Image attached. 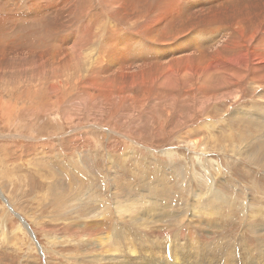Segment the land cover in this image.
Listing matches in <instances>:
<instances>
[{
	"label": "rangeland",
	"instance_id": "obj_1",
	"mask_svg": "<svg viewBox=\"0 0 264 264\" xmlns=\"http://www.w3.org/2000/svg\"><path fill=\"white\" fill-rule=\"evenodd\" d=\"M220 1L0 0V264L264 263V4ZM210 52L250 70L178 78Z\"/></svg>",
	"mask_w": 264,
	"mask_h": 264
},
{
	"label": "bare ground",
	"instance_id": "obj_2",
	"mask_svg": "<svg viewBox=\"0 0 264 264\" xmlns=\"http://www.w3.org/2000/svg\"><path fill=\"white\" fill-rule=\"evenodd\" d=\"M238 0H221L220 1V3H219V5H218V7H216V8H214L215 10H219V12H220V14H222V13H227L229 16H231L232 15V13H231V9H232V7L234 6V4L237 2ZM252 0H240V2H243L244 4L245 3H250ZM255 1H257L258 2V0H255ZM260 2H261V4H264V0H259ZM259 2V3H260ZM256 9V8H255ZM132 11H130V13H128L127 15H125V17L126 18H131L132 17V13H131ZM140 14H141V12L140 11H138V15L140 16ZM249 14H250V12H249ZM255 14H257L258 16H256L255 17V21H256V24H257V27H258V29H260V32H262V31H264V6L262 7V9H260L259 11H255ZM57 15H59V13L57 14ZM19 17V16H18ZM150 17V12L149 11H147V17H146V19H148ZM250 17H252V15L250 16ZM21 18V17H20ZM27 18V17H26ZM31 18V17H30ZM249 18V16H246L244 19H245V21H247V19ZM32 19V18H31ZM210 19V18H209ZM35 21V20H34ZM38 22V21H37ZM28 24V23H27ZM38 24V23H37ZM48 26H50L51 27V25H48ZM84 27V26H83ZM218 26L216 25V28L215 29H213V30H211V33H213V31H215V32H217L218 31V28H217ZM48 28V27H47ZM49 29V28H48ZM85 30V29H84ZM148 32H151V29H146ZM82 31V30H81ZM37 32V31H36ZM38 33V32H37ZM77 33V32H76ZM83 33L84 32H82V33H80L81 35H83ZM263 33V32H262ZM79 34V35H80ZM215 34V33H214ZM78 35V34H77ZM78 35V39L77 40H75V39H73V46L72 45H70V46H68V48L70 49V50H72V54L73 53H76L77 55H79V56H81V57H83L84 58V56L82 55V53H84V55L86 56V58H87V60H89L90 62H89V64H93L94 62H99V63H101V60H96V58H93V56H92V51H93V46H94V41H92L90 44H89V46H88V48H84V51H82V48L81 49H76L75 47H74V45H75V42L77 43V42H81V40L84 38V37H80ZM85 36V35H84ZM260 36V35H259ZM74 37V36H73ZM86 37V36H85ZM257 37H258V35H257ZM256 37V38H257ZM82 38V39H81ZM87 38V37H86ZM255 38V39H256ZM85 39V38H84ZM263 39H264V37H263ZM69 40V39H68ZM86 40V39H85ZM93 40V39H92ZM90 41V40H89ZM58 42V41H57ZM69 42V41H68ZM60 44L62 43V41L61 42H59ZM79 44V43H78ZM77 44V45H78ZM38 45V44H37ZM68 45V44H67ZM81 45H83V42H82V44L80 43L79 44V46H81ZM87 45V44H86ZM84 46H85V44H84ZM104 46V45H103ZM108 46V45H107ZM82 47V46H81ZM105 47V46H104ZM104 47H102V48H100L99 49V51L101 52V50L104 48ZM58 48V47H57ZM108 48V47H107ZM54 49H55V47H54ZM59 49V48H58ZM67 52H68V50H66ZM52 52V51H51ZM48 54V53H47ZM65 54H67L66 52H65ZM74 55V54H73ZM72 55V56H73ZM252 55H254V53H252V52H250V54H249V56L251 57ZM50 56V55H49ZM110 56H111V53L110 52H108V59L110 58ZM51 57V56H50ZM58 58V57H57ZM67 58V57H66ZM205 60V62H207L208 64H204V61H203V59ZM214 58V55H212L211 54V52L207 55V56H201V55H198V58H197V61H199V63H200V67L199 68H197V69H191V68H189V67H183V68H181L179 71H178V78L180 79V80H182V81H184L185 79H186V77L189 75V74H191L192 72H195L196 73V78H195V83H198L199 84V86L201 87V88H204V87H202V86H205L207 89H212V90H214L215 91V93H216V90L218 89V88H220V87H226L227 86V84L229 83V82H232V83H236V84H238L239 82H241V80L243 79V77H244V75H245V72H246V70H250L249 68H246L247 67V65L249 64V61H247L246 60V58L244 57V56H240V62H239V64H230V63H218V64H216V65H212V59ZM48 59V58H47ZM69 59V58H68ZM53 60V59H52ZM59 60H61V59H59ZM69 60H71V58L69 59ZM263 60H264V58H263ZM51 61V60H50ZM94 61V62H93ZM52 62V61H51ZM82 63L84 62V61H81ZM69 63V62H68ZM75 63V62H74ZM85 63V62H84ZM65 64V63H64ZM67 65V64H66ZM68 65H70V64H68ZM67 65V66H68ZM74 65V64H73ZM66 66V67H67ZM75 66V65H74ZM147 66H143L142 68H146ZM67 68H69V67H67ZM70 68H72V66H70ZM78 68H80V67H78ZM88 68V67H87ZM93 68V67H92ZM217 68H222V70H221V72L217 69ZM54 69V68H53ZM134 69V68H133ZM141 69V68H140ZM79 70V69H78ZM228 70V71H227ZM258 70H261L260 69V65L258 66ZM122 70H119V72H121ZM142 71V70H141ZM148 71V70H147ZM257 72V70L256 69H254L253 70V72H249V78L250 79H252L253 81H261V80H263L264 79V72H258V73H256ZM113 73H117L116 71H113ZM150 73V72H149ZM143 74V73H142ZM117 75H118V73H117ZM172 75H176V77H174V76H172ZM141 76V75H140ZM171 76H172V78H171ZM147 77V76H146ZM176 79V81L175 82H177L178 81V79H177V73H174V72H168V73H165V75H164V79H163V81L166 83V82H168V84H170L169 82L172 80V79ZM194 83V84H195ZM258 84H260V83H258ZM262 85V84H261ZM237 90V89H236ZM238 91V90H237ZM239 93H241V91H238ZM239 93H237V94H234L233 96H231V97H229L231 94H232V91H229V90H225L224 92H222V93H217V94H212V95H210L209 97L207 96V100L206 101H208V100H210L211 98H212V101L213 102H218V101H220V100H223L225 97H229V98H241V95L239 94ZM205 99H206V97H205ZM204 102V101H203ZM258 127L259 128H261L262 129V124L261 123H258ZM201 146V145H200ZM253 153H254V161L256 162V163H264V139H263V137H262V139L260 140V141H257V147H256V150H253ZM250 159V158H249ZM251 160V159H250ZM252 161V160H251ZM70 202V201H69ZM69 205V204H68ZM139 205V204H138ZM126 211H128V212H125L124 210H120V209H117V212L121 215L122 214V216L123 217H126L129 221H132V223L133 224H138V225H140L141 227H144V228H150L152 225V223L151 224H146L145 222H143V221H137V220H134L135 218H139L141 215H142V213L141 212H139L138 210H136V212H133V213H131L132 212V209H125ZM184 210H186V209H184ZM70 211V210H69ZM74 213V212H73ZM79 213V212H78ZM75 215V214H74ZM140 215V216H139ZM79 216V215H78ZM81 216V215H80ZM143 216V215H142ZM165 216V214L162 216V217H164ZM182 216V215H181ZM145 217V216H144ZM147 217V216H146ZM150 217V216H149ZM155 217V216H154ZM88 218V217H87ZM158 218H159V216H158ZM177 218H180V217H177ZM150 219H151V217H150ZM163 219V218H162ZM75 220V219H74ZM144 220H146V219H144ZM147 220H149L148 219V217H147ZM152 220H154L153 219V217H152ZM154 224V223H153ZM89 225V224H88ZM90 226V225H89ZM95 226V225H94ZM93 226V227H94ZM88 228V227H87ZM89 228H91V227H89ZM95 229V228H94ZM99 229V228H98ZM88 231V230H87ZM96 231V230H95ZM94 231V232H95ZM93 232V233H94ZM100 234V233H99ZM102 234V233H101ZM189 234V233H188ZM93 236V235H92ZM96 236V238L99 240H97L98 242H102V238H101V236H98V235H95ZM105 236V235H104ZM103 236V237H104ZM189 236H190V234H189ZM194 236V235H193ZM108 237V236H107ZM125 239H126V237H125ZM154 239H156L157 240V238L155 237V238H153V240ZM96 240V239H95ZM115 240V239H114ZM152 240V239H151ZM201 240V239H200ZM206 241V240H205ZM252 241V240H251ZM104 242H105V240H104ZM248 242H249V240H247V245H248ZM253 242V241H252ZM110 243V242H109ZM153 243H154V241H153ZM190 243V242H189ZM203 243H205V242H203ZM178 244H182V243H178ZM191 244V243H190ZM192 245V244H191ZM203 245V244H202ZM201 245V246H202ZM206 245H207V243H206ZM254 245V244H253ZM179 246V245H178ZM193 246V245H192ZM199 247V246H198ZM204 248L206 247V246H203ZM201 248V247H200ZM134 249V248H133ZM216 249V248H215ZM238 249V248H237ZM248 249V248H247ZM255 249H257V248H255ZM212 250V249H211ZM241 250V249H240ZM135 251V250H134ZM228 251V250H227ZM242 251V250H241ZM240 251V252H241ZM209 252V251H208ZM255 252V251H254ZM262 252V251H261ZM243 253V252H242ZM247 253V252H246ZM192 254V253H191ZM229 255H227V257H230V256H232V255H234L233 253H232V251H230L229 253H228ZM214 255V254H213ZM235 256V255H234ZM204 257V256H203ZM217 257V256H216ZM253 257V256H252ZM214 258V257H213ZM222 258V257H221ZM221 258H219V259H221ZM233 258V257H232ZM249 258V257H248ZM200 259V258H199ZM191 260V259H190ZM222 260H224V259H222ZM253 259H251L250 260V264H252V261ZM263 260V259H262ZM161 261V260H160ZM188 262V261H187ZM204 262V261H203ZM210 262H212V261H210ZM233 262V261H232ZM219 263H221V262H219ZM224 263H225V261H224ZM236 263V262H235ZM225 264H229V263H225ZM233 264V263H232ZM257 264H259V261H257ZM262 264V263H261ZM264 264V263H263Z\"/></svg>",
	"mask_w": 264,
	"mask_h": 264
}]
</instances>
